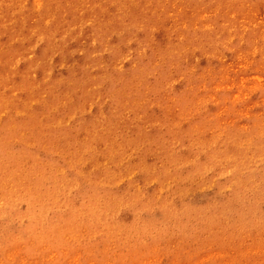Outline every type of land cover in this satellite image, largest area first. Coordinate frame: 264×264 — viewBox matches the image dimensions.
<instances>
[{
  "label": "rangeland",
  "instance_id": "374dc122",
  "mask_svg": "<svg viewBox=\"0 0 264 264\" xmlns=\"http://www.w3.org/2000/svg\"><path fill=\"white\" fill-rule=\"evenodd\" d=\"M41 31L54 42L36 82L75 76L132 105L122 123L147 131L154 117L159 137L135 148L156 172L92 182L66 166L65 144L8 133L23 117L0 110V264H264V0H0L10 99L24 60L6 66ZM171 153L177 167L163 166Z\"/></svg>",
  "mask_w": 264,
  "mask_h": 264
},
{
  "label": "bare ground",
  "instance_id": "6f19581e",
  "mask_svg": "<svg viewBox=\"0 0 264 264\" xmlns=\"http://www.w3.org/2000/svg\"><path fill=\"white\" fill-rule=\"evenodd\" d=\"M109 21H103V24L107 25ZM100 26L103 25H98L97 31L94 30L90 37L98 35ZM45 29L50 30L46 27ZM147 34L149 35L150 32ZM204 38L210 40L213 34H208ZM53 42L54 36L52 39L51 32L24 33L20 40L21 45L17 50L14 49L12 59L6 66L7 70L13 69L20 59L24 60V68L13 86L16 96L10 99L0 91V110L6 115L14 110L22 115L23 121L8 118L5 130L8 133H14L16 130L29 131L31 136L39 140L37 142L42 143L46 149L52 147L54 143L62 142L68 150L65 156L66 166L76 173H81L87 179L91 178L92 182L100 180L105 181L104 183L111 182L127 174L132 167L139 168L142 174L156 172L154 159L152 162L138 165L140 156L135 148L139 146L142 149L145 147L144 143L159 137L151 130L158 127L154 117L149 119L147 131L139 125L132 127L129 122L121 121L122 115L132 111L133 106L124 101L119 107L121 96L113 89L99 92L95 88H85L88 85L79 83L75 76V78L69 77L72 81L68 80L71 82L69 86L63 85L64 80L56 81L58 84L54 83V87L47 86L43 80L46 76L44 71L41 72L42 78L38 82L34 76L32 77L36 63L46 61L50 57ZM38 47L40 52L34 59L30 55ZM0 82L4 84L3 80ZM109 95L116 98L111 107L103 109L101 99ZM93 104L97 106V110L92 114L84 115L88 106ZM71 109L74 111L69 114ZM77 113L83 118L81 129L69 133V119ZM160 151L161 147L158 146L151 152L153 156H159ZM131 153L136 156L129 162L128 154ZM165 164L169 167H177L176 157L172 153L169 156L165 155L163 166Z\"/></svg>",
  "mask_w": 264,
  "mask_h": 264
}]
</instances>
